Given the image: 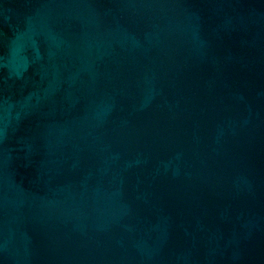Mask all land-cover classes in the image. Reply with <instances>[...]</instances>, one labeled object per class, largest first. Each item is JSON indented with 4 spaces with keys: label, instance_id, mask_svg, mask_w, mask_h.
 Masks as SVG:
<instances>
[{
    "label": "water",
    "instance_id": "95a60500",
    "mask_svg": "<svg viewBox=\"0 0 264 264\" xmlns=\"http://www.w3.org/2000/svg\"><path fill=\"white\" fill-rule=\"evenodd\" d=\"M0 264H264V0H0Z\"/></svg>",
    "mask_w": 264,
    "mask_h": 264
}]
</instances>
